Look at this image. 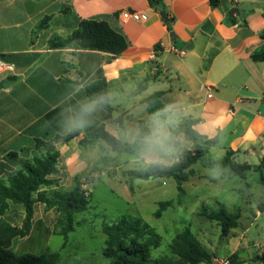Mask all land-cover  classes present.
Instances as JSON below:
<instances>
[{
    "label": "crops",
    "instance_id": "crops-1",
    "mask_svg": "<svg viewBox=\"0 0 264 264\" xmlns=\"http://www.w3.org/2000/svg\"><path fill=\"white\" fill-rule=\"evenodd\" d=\"M162 2L173 18L171 31L148 0H0V60L14 69L0 75V162L8 152L30 157L35 139L51 140L74 129L66 127L68 119L87 99L84 87L100 73L108 93L116 94L115 105L110 104L113 111L107 118L97 111L76 128L77 138L55 144L60 153L58 175L71 187L73 177L93 165L71 143L86 138L88 128L96 131L103 125L111 135L115 127L126 129L124 123L136 107L146 109L144 101L155 93L161 95L163 107L178 106L177 123L199 120L195 130L208 140L216 138L214 146L224 154L249 155L261 147L264 155V62L251 59L263 45L264 0H228L217 8L208 0ZM232 7L243 11L232 15L233 22L228 16ZM125 10L138 13L140 20H123L119 15ZM82 20L106 22L126 38L128 47L117 57L72 47L48 48L49 40L68 37ZM42 21L46 25L38 29ZM171 47L185 54H174ZM243 90L252 96L242 95ZM117 109L121 115L113 116ZM149 115L139 118L137 127ZM8 207L0 227L2 222L23 238L38 231L34 218L29 233L22 235L24 209L11 203ZM13 216L17 220L10 222ZM41 231L52 235L48 228ZM11 246L7 249L16 254ZM252 257L239 261L261 264Z\"/></svg>",
    "mask_w": 264,
    "mask_h": 264
},
{
    "label": "rangeland",
    "instance_id": "rangeland-1",
    "mask_svg": "<svg viewBox=\"0 0 264 264\" xmlns=\"http://www.w3.org/2000/svg\"><path fill=\"white\" fill-rule=\"evenodd\" d=\"M112 95L117 100L116 94ZM112 105H115V101ZM99 111L101 113L98 115L108 117L104 110ZM121 112L117 109L113 116H119ZM148 113L145 107H136L132 119L124 123L126 129L137 128L138 119H144ZM112 128L114 126L108 130ZM95 133L92 128L86 130L85 136L90 143L85 146H80L79 141L71 143L74 149L80 151L81 157L87 159V163L93 164L80 174L85 175L80 178L81 189L90 193L91 202L88 210L75 215L76 227L68 235L64 248L61 236L38 232L48 228L51 233L58 217L55 208L47 209L44 204H38L35 209V218L38 219L35 229L38 231L32 232L27 238L15 233L14 228L6 229L1 222L0 248L7 249L11 244L16 254L35 255L49 248L60 253L58 264H111V260L103 255L105 236L102 225L111 224L123 215H130L145 221L160 237L159 246L150 253L154 259L162 256L173 258L169 245L185 229H189L214 257L229 258L235 251L238 259L250 260L260 252L264 245V183L261 182L264 171L262 175L257 171L263 156L261 147L249 155L228 156L233 162L247 164L249 168L243 177H233L227 170L216 171L209 166L210 161L220 160L227 152L224 154L217 146L201 145L207 148V154L192 166L195 176L182 184L184 191L179 193L172 178H129V170L140 168L131 163L132 154L113 152L102 140H95ZM178 137V156L186 151L194 153L199 150L196 143L186 141L183 136ZM60 182L58 187L62 191L71 189L64 177H61ZM58 187H41L39 193L47 194ZM218 203L229 213L239 212L237 226L227 236L222 235L217 221L201 216L202 209L209 212L217 210ZM16 220L14 216L9 219L10 222ZM15 234L17 237L12 239ZM249 263L256 264L251 261Z\"/></svg>",
    "mask_w": 264,
    "mask_h": 264
},
{
    "label": "trees",
    "instance_id": "trees-1",
    "mask_svg": "<svg viewBox=\"0 0 264 264\" xmlns=\"http://www.w3.org/2000/svg\"><path fill=\"white\" fill-rule=\"evenodd\" d=\"M212 8L222 6V0H208ZM151 8L158 10L168 31H171L173 18L165 9L162 0H148ZM233 22V16L229 18ZM42 21L38 29H42L46 24ZM263 45L256 49L251 59L254 62H264V30L260 34ZM72 47L81 50L100 51L111 55L119 56L128 47L126 38L112 30L104 21L82 20L78 27L66 38L55 37L48 42L49 49H62ZM87 99L95 98L98 95L108 93V84L103 74H98L95 81L88 83L84 87ZM161 95L155 93L147 98L144 103L149 113H154L157 109L163 108L160 101ZM106 113L111 114L113 109L110 104L102 108ZM119 124L121 117L115 119ZM199 122L197 119H187L179 122L175 126V134L183 136L186 141L194 142L199 150L192 153L186 151L177 157V162L170 167L161 168L152 166L147 170L135 168L129 170L127 175L131 179L149 180L151 178H172L176 183V189L183 193L182 184L190 177L195 176L192 168L198 161L207 154V148L198 144V138L214 146L216 138L206 139L194 128ZM144 121L138 123V127H143ZM120 129H125L123 126ZM80 135L79 129H72L64 135H56L51 140L35 139L30 157H23L17 152H8L0 162V217L8 211V205L18 204L23 206L24 219L22 223V235H26L32 228L35 218V209L38 204H44L47 209H56L58 217L52 235L61 236L64 239L63 248L67 243L68 235L74 232L76 227L75 215L85 212L89 208L91 195L81 189L80 178L83 175L73 177V185L69 191H62L58 185L61 181L59 177L60 153L55 144L59 141L67 144ZM95 140H102L115 153L132 154V149L128 146L120 145L114 136L105 131L103 125L96 129ZM90 141L83 137L79 140L80 146L89 144ZM264 144V139H263ZM239 151H227V154L217 161H210L209 166L216 171L227 170L233 177H243L248 171L247 164L235 163L228 156L237 154ZM257 171H264V155L260 159ZM264 183V177L261 176ZM55 186L47 194L39 193L41 187ZM131 189V187H130ZM201 216L208 220H215L220 224L221 233L227 236L231 229L237 226L239 212L229 213L226 208L218 203L217 210L201 211ZM102 233L105 236V247L103 255L111 260V264H204L210 262L214 257L204 246H202L191 233L185 229L177 235L169 245V252L173 256H162L151 258L150 253L160 244V237L145 221L138 217L123 215L117 221L108 224L103 223ZM230 264H241L236 253L230 257ZM253 261L264 264V247L260 253L254 255ZM60 253L46 249L41 254H15L12 251L0 248V264H58Z\"/></svg>",
    "mask_w": 264,
    "mask_h": 264
},
{
    "label": "clouds",
    "instance_id": "clouds-1",
    "mask_svg": "<svg viewBox=\"0 0 264 264\" xmlns=\"http://www.w3.org/2000/svg\"><path fill=\"white\" fill-rule=\"evenodd\" d=\"M111 93L85 99L73 109L69 119L70 129L82 127L97 111L114 103ZM178 106L167 105L150 114L143 125L134 129L113 130L114 139L132 149L131 163L147 170L152 166L170 167L177 162L179 137L175 134Z\"/></svg>",
    "mask_w": 264,
    "mask_h": 264
},
{
    "label": "built area",
    "instance_id": "built-area-1",
    "mask_svg": "<svg viewBox=\"0 0 264 264\" xmlns=\"http://www.w3.org/2000/svg\"><path fill=\"white\" fill-rule=\"evenodd\" d=\"M123 20H134V21H139L140 20V15L138 13L130 12V11H122L119 15ZM170 51L174 54L178 55H184L185 52L183 50H178L175 47H171ZM13 66L4 63L3 61L0 60V75H3L5 73L12 72ZM204 264H230V259L229 258H218V257H213L210 262L204 263Z\"/></svg>",
    "mask_w": 264,
    "mask_h": 264
},
{
    "label": "water",
    "instance_id": "water-1",
    "mask_svg": "<svg viewBox=\"0 0 264 264\" xmlns=\"http://www.w3.org/2000/svg\"><path fill=\"white\" fill-rule=\"evenodd\" d=\"M221 3H222V4H227V3H228V0H222ZM158 10H159V11H162L163 8H162V7H159ZM242 13H243V11H240V10H238L237 8L232 7V8H230L229 11H228V16L231 17L233 14H242ZM241 94H242V95H246V96H252L251 93H249V92H247V91H244V90L241 91ZM197 140H198V143H199L200 145L211 146V144H209V143H207V142H203L202 139H201L200 137H199Z\"/></svg>",
    "mask_w": 264,
    "mask_h": 264
}]
</instances>
